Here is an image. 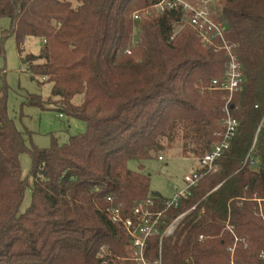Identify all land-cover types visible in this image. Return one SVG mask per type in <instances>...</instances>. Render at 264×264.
Returning <instances> with one entry per match:
<instances>
[{
    "label": "trees",
    "instance_id": "obj_1",
    "mask_svg": "<svg viewBox=\"0 0 264 264\" xmlns=\"http://www.w3.org/2000/svg\"><path fill=\"white\" fill-rule=\"evenodd\" d=\"M73 1L76 7L71 0H0V18L11 19L6 36H14L19 51L27 37L45 39L40 54L26 62L42 60L30 70L52 83L51 96H31L29 104L87 124L67 143L28 148L8 114L6 91L0 96V264H137L129 234L107 209L135 217L139 201L151 198L161 211L166 197L153 193L150 176L128 162L151 159L178 142L184 154L202 157L223 127L226 93L212 82L224 76L227 57L189 26L175 34L183 11L135 21L134 12L158 0ZM213 1L211 13L228 25L226 38L246 77L231 103L239 127L217 161L219 170L164 213L162 229L195 206L175 233L163 237L161 247L159 235L149 237L147 256L154 260L161 248L162 264H264V126L258 131L264 0ZM76 95L83 96L80 104L73 102ZM255 138L258 164L250 167L244 160ZM25 151L33 184L31 204L20 212L27 182L19 156Z\"/></svg>",
    "mask_w": 264,
    "mask_h": 264
},
{
    "label": "rangeland",
    "instance_id": "obj_2",
    "mask_svg": "<svg viewBox=\"0 0 264 264\" xmlns=\"http://www.w3.org/2000/svg\"><path fill=\"white\" fill-rule=\"evenodd\" d=\"M71 1L74 7L78 5L76 1ZM219 1L214 0L212 4ZM10 27V18H0V96L6 91L8 114L17 129L24 133L27 147L48 148L54 142L64 144L71 136L84 133L87 130V124L84 121L69 117L53 108L42 109L29 104L28 100L31 96H40L43 101H48L51 96L52 83L43 81L41 76L36 75V78H33L30 70L32 63H39L42 60L26 62L28 55L40 54L45 39L27 37L22 47L23 50L19 51L14 36H6V31ZM82 98V95H76L73 102L80 104ZM159 156L162 158L160 159ZM19 162L22 176L27 182L20 208V212H25L31 204L33 184L32 160L28 151L20 154ZM140 163L143 164V169H140ZM128 166L132 170H141L150 176V189L153 193L169 197L173 193L174 185L183 186L184 175L196 169L198 161L192 154H184L181 142H178L172 149H165L151 159L143 162L130 160ZM194 208L195 206L185 210L184 213L171 220L163 237L172 236L183 217ZM229 228L231 229L228 226ZM235 248L236 244H233L227 250L233 255Z\"/></svg>",
    "mask_w": 264,
    "mask_h": 264
},
{
    "label": "built area",
    "instance_id": "obj_3",
    "mask_svg": "<svg viewBox=\"0 0 264 264\" xmlns=\"http://www.w3.org/2000/svg\"><path fill=\"white\" fill-rule=\"evenodd\" d=\"M209 2L207 0H200L199 4H195L190 0H158L155 4L138 10L133 14V19L138 21L151 15L162 14L168 10L180 9L185 13V16L178 24L175 34L183 27L189 26L195 31L206 47L214 51H224L227 57L224 76L212 82V89L226 93L223 127L217 133L219 140L214 143L211 150L202 157L196 158L198 167L184 175L183 186L174 185L173 193L171 196L165 198V208L161 211L154 209L155 201L151 198L139 201L136 204L134 208L135 217H124L119 207L111 206L107 209L112 221L125 227L129 234L133 248V255L130 259L134 260L137 264H162L161 248L158 257L154 260H149L147 256L149 237L159 235L161 247V241L166 232V228L162 229L164 213L170 208L179 207L190 196L192 188L197 186L205 175L217 170L218 159L230 149L238 131L239 120L232 113L231 103L234 94L242 87V84L246 80L244 68L238 58L235 47L226 38L228 25L223 21L215 20L211 13ZM173 38L174 36L171 37V39ZM262 126H264V118L258 127V131ZM255 142L256 138L244 160V164H248L250 167H255L258 164V160L252 152Z\"/></svg>",
    "mask_w": 264,
    "mask_h": 264
},
{
    "label": "water",
    "instance_id": "obj_4",
    "mask_svg": "<svg viewBox=\"0 0 264 264\" xmlns=\"http://www.w3.org/2000/svg\"><path fill=\"white\" fill-rule=\"evenodd\" d=\"M207 1H211V0H207ZM156 195H159L158 193H155Z\"/></svg>",
    "mask_w": 264,
    "mask_h": 264
}]
</instances>
